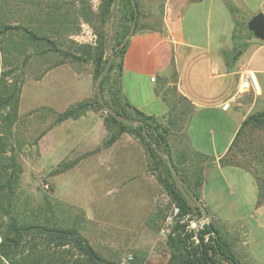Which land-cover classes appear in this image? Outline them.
Wrapping results in <instances>:
<instances>
[{"label":"crops","instance_id":"0c3cea01","mask_svg":"<svg viewBox=\"0 0 264 264\" xmlns=\"http://www.w3.org/2000/svg\"><path fill=\"white\" fill-rule=\"evenodd\" d=\"M229 3L189 0L166 11L156 27L138 28L128 40L116 86L123 103L162 121L169 106L175 110L184 103V112L176 110L181 129L170 128L167 135L172 157L190 183L194 170L203 167L199 201L207 217L229 238L233 251L254 264L244 235L239 234L242 230L237 228V234L219 224L218 210L210 208L223 198V189L237 199V190L252 191V185L256 186L251 173L237 166H221L219 159L242 121L264 110V41L245 30L244 20L238 27L234 12L238 7ZM260 5L255 12L261 11ZM248 71L253 72L257 86L242 91L238 85ZM44 78L48 83L43 95L36 98V107L61 112L76 102L91 100L95 93L89 61L61 62ZM22 103L23 93L19 111ZM107 137L102 113L93 110L46 129L38 141L46 172L60 162L77 159L71 168L51 176L53 191L61 185L63 195L58 199L80 207L87 221L89 207L109 200L111 215L124 217L126 235L135 238L133 247L145 253L143 264H166L169 250L165 257L159 256L161 243L156 242V230L150 225L162 189L152 168L155 160L131 133L122 132L113 143L102 146ZM181 153L188 155L185 162L179 161ZM239 203L237 199L235 204ZM256 204L264 207L257 199ZM145 238L149 239L147 247L142 245Z\"/></svg>","mask_w":264,"mask_h":264},{"label":"trees","instance_id":"16d2710c","mask_svg":"<svg viewBox=\"0 0 264 264\" xmlns=\"http://www.w3.org/2000/svg\"><path fill=\"white\" fill-rule=\"evenodd\" d=\"M115 0H98L93 8L90 0H0V264H117L98 253L87 238L80 232V221L84 215L62 217L61 203L56 199L45 197L38 205L30 200L21 199L20 182L23 167L19 152L24 149V140L18 137L16 126L19 120V101L23 79L16 71L33 53L56 52L64 58L77 61H89L92 64V77L95 82L104 69L105 43L98 31L107 21L110 9ZM123 3V25L116 43H120L131 25L134 9L131 0ZM137 21L134 33L139 28V1ZM81 24L90 25L97 38L94 43H77L71 36L78 34ZM252 34V33H251ZM69 38L68 50H61L63 44L54 39ZM128 41L114 56L120 57L116 65L112 61L108 72L100 82V91L104 102L117 113L130 120H140L142 125L130 127L105 113L103 122L110 136L102 146L113 143L122 132L133 134L147 149L155 160L153 170L159 184L167 193L171 202L178 204L182 213L195 214V210L186 202L173 181L167 164L146 141L143 131L153 144L170 155L173 166L183 180L185 187L197 199L200 198V187L203 182V167L194 170L193 183L180 172L172 157L167 135L170 128L181 129L177 121L176 109L169 106L166 120L148 116L143 112L122 102L120 91L111 89V101L104 97V84L111 72L117 67V76L121 69V60ZM75 46V50L73 49ZM175 91V87L173 88ZM94 101L82 100L70 105L61 112L50 108L47 111L54 115L47 127L69 118H77L88 110L103 109L96 95ZM166 100V98L163 96ZM264 110L248 115L240 124L227 152L219 159L221 166L232 165L245 169L254 177L257 186V203L264 202ZM143 130V131H142ZM42 131L35 139L45 134ZM181 156V157H180ZM179 161H186L188 155L181 153ZM60 162L51 174L63 172L76 164ZM207 216V215H206ZM213 232V237L204 242L203 234ZM191 233L185 236L169 237L166 245L169 256L166 264H250L241 260L233 251L232 242L212 221L198 232L199 242L190 241ZM144 256L134 255L129 264H143Z\"/></svg>","mask_w":264,"mask_h":264},{"label":"rangeland","instance_id":"374dc122","mask_svg":"<svg viewBox=\"0 0 264 264\" xmlns=\"http://www.w3.org/2000/svg\"><path fill=\"white\" fill-rule=\"evenodd\" d=\"M138 1L140 10V17L138 19L139 28L149 29L156 27V21L158 22L161 20L166 14V11L170 8L178 9L189 0ZM90 2L93 8L97 7L98 0H90ZM229 2H231L229 4H234L238 7V9L234 11L236 17L238 16V27H241V22L244 20L243 27H245L246 31H248V20L258 12L262 13V10L264 12V0H229ZM259 2H261V11L255 12L254 10H256ZM122 15L123 3L121 0H115L110 9L107 21L98 30L102 34L105 43L106 59L117 50L116 46L118 43H116V41L123 30V25L129 24V22L123 20ZM71 37L77 43H94L97 34H95L94 29L90 25L81 24L78 34ZM54 40L63 44L62 46L60 45L61 50L67 51V46L71 45L69 38ZM73 49L75 50V46H73ZM30 53L31 55L28 60L19 70L16 71L15 74L18 75L20 79H23L21 86L23 103L20 111L18 109L19 120L16 126V133L20 139L24 140L25 145L24 149L19 152V159L23 167L20 182V196L23 200H30L32 205H38L45 197L56 199L62 205V217H67V215L74 217V215H77L78 213L84 215V211L80 207L67 202L63 203L59 200V197L63 195L61 185L53 191L51 178L53 175L51 174L52 170L46 172L47 162L45 156L44 158L40 157L38 146L34 144L38 135L42 131H45L54 119V115L46 110L47 107H36V98L43 95L48 83L44 78L46 72L51 69L52 66L61 64V62L77 60L70 59L69 57L64 58L63 55L56 52L33 53L32 50H30ZM113 60H115L117 65L120 61V57L115 58L114 56ZM116 74L117 67L115 66L104 84V97L108 102L111 101V89L116 87ZM171 90H173V88H171ZM94 95L91 101H94ZM41 101L42 99L39 100V102ZM175 108L176 110H180L181 108V111H183L184 103L179 105V107L175 106ZM93 111H99L102 113L104 119L106 112L103 109H93ZM109 136L110 133L108 132V137ZM74 160L75 159H71L65 162H71ZM246 175L249 179H252V176L249 173ZM257 191L255 184L252 185V191H249V189L245 190V188L237 190L236 197L240 203L235 204L237 201L235 196L230 195L228 190L223 189V192L221 193L223 198L210 208L218 210V215L220 216V221H218L219 224L222 222L223 225L231 228L234 232H237V228L242 230L239 234L244 235L245 248L251 260L254 264H264V207L256 204V199L258 197ZM54 196L57 197L55 198ZM169 200L170 198L162 188L157 197L155 206L156 212L151 216L150 220V225L156 230V242L161 243L159 246L160 257H165L168 251L166 240L159 236L158 230L162 224L164 209L169 203ZM108 201L109 200H106L105 204H102L101 206L89 207V215L91 218L87 221L85 220L84 215V220L80 221L79 224L80 232L87 238L91 245L100 248L103 255L112 258L116 262L128 252H131L133 256L139 255L146 258L145 253L141 251V249L133 247L132 244L135 241V238L126 235L128 232L123 228V226H125V222L123 221L124 217L122 216L121 219L119 218L120 216L117 217L111 215ZM115 218L120 220L115 221ZM120 226L122 228H119ZM148 240V238L142 239V245L144 247L148 246ZM237 256L241 260L244 259L240 255ZM247 262L253 264L250 261Z\"/></svg>","mask_w":264,"mask_h":264},{"label":"water","instance_id":"95a60500","mask_svg":"<svg viewBox=\"0 0 264 264\" xmlns=\"http://www.w3.org/2000/svg\"><path fill=\"white\" fill-rule=\"evenodd\" d=\"M131 5L134 9V15L131 22V25L128 29V32L125 34L123 39L120 41V43L117 44L116 49H120L133 35L135 27H136V21H137V6L135 3V0H131ZM247 30L253 34L254 37L257 39L264 41V15L261 12H258L254 16H252L248 22H247ZM114 58V54L112 53L109 58L107 59V63L104 67V69L99 73L95 80V95L99 102V104L103 107V110L110 114L112 117H114L117 121L122 122L123 124L130 126V127H139L142 125V122L140 120H130L125 117H123L121 114L117 113L113 108H111L109 105H107L104 102V99L101 95L100 91V82L104 75L108 72V69L112 63V60ZM143 131V130H142ZM143 135L148 141L157 155L165 161V163L168 166V169L170 171L171 177L173 181L175 182L177 188L179 189L181 195L184 197L186 202L192 207L193 210H195L194 218L197 219L199 216H206L207 212L205 209V206L199 199L195 197L184 185L182 178L180 177L179 173L176 171L175 167L172 164L170 155L160 149H158L153 142L151 141L150 137L147 135L145 131H143Z\"/></svg>","mask_w":264,"mask_h":264},{"label":"built area","instance_id":"2783aa9c","mask_svg":"<svg viewBox=\"0 0 264 264\" xmlns=\"http://www.w3.org/2000/svg\"><path fill=\"white\" fill-rule=\"evenodd\" d=\"M256 86L257 84L253 72L248 71L241 77L238 88L242 91H248L256 88ZM226 107L227 105L223 106V108ZM209 222L210 219L207 216H199L195 219L194 215L191 213H182L180 206L169 200V203L164 209L162 224L158 230V234L162 239L167 240L169 237H175L177 235L183 237L191 233L189 239L195 244L199 242L198 232ZM213 235V232L203 234L204 242L209 241L210 237H213ZM133 258V254L128 252L117 264H129L133 261Z\"/></svg>","mask_w":264,"mask_h":264}]
</instances>
